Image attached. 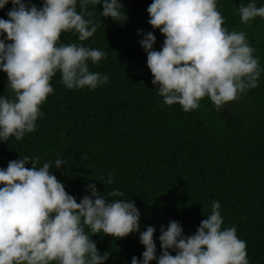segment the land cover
<instances>
[{
    "label": "trees",
    "instance_id": "16d2710c",
    "mask_svg": "<svg viewBox=\"0 0 264 264\" xmlns=\"http://www.w3.org/2000/svg\"><path fill=\"white\" fill-rule=\"evenodd\" d=\"M23 2L43 5V0ZM120 2L127 20L101 17L102 5H90L100 25L96 33L81 42L74 31L64 32L59 41L105 52L106 58L98 64L88 61V66L106 75L108 82L95 89H68L58 72L51 80L53 92L40 107L36 131L19 141L15 137L0 141V169L22 156L39 157L38 167L62 159L64 166L53 165L51 173L77 202L91 195L89 184H95L108 202H134L140 232L148 226L156 229L157 257L161 226L166 229L176 221L184 235L194 234L211 213L212 203L219 201L222 229L235 227L238 238L246 242L249 264H264V18L244 24L238 8L249 0H216L223 26L229 32H245L255 49L261 69L258 86L220 110L205 97L197 109L185 112L179 104H164L140 45L152 32L154 50L163 46L164 35L148 23L147 8L153 0ZM256 4L264 6V0ZM12 7L9 0L0 9V18L7 20ZM7 83V74L0 71V96L8 94ZM100 177L103 180H96ZM114 190L124 195L109 197ZM86 232L91 236L90 230ZM140 232L122 239L101 233L91 239L101 255L111 253L105 264H131L133 257L142 260L145 251Z\"/></svg>",
    "mask_w": 264,
    "mask_h": 264
},
{
    "label": "clouds",
    "instance_id": "9594fccd",
    "mask_svg": "<svg viewBox=\"0 0 264 264\" xmlns=\"http://www.w3.org/2000/svg\"><path fill=\"white\" fill-rule=\"evenodd\" d=\"M9 0H0L3 9ZM8 19L0 18V71L7 74V95L0 96V141L22 140L36 131L41 105L53 92L52 78L59 72L68 89H95L108 77L89 70L106 53L82 43L60 44L64 32H75L79 41L91 38L100 26L89 10L102 5L101 17L127 20L120 0H43L42 7L11 0ZM79 9V10H78ZM123 10V11H122ZM148 23L164 35L162 49L154 50L152 32L140 41L147 54L152 84L166 105L179 104L185 112L197 109L207 97L217 110L256 88L261 69L255 49L243 31L229 32L216 0H153ZM241 22L264 18V6L256 0L238 8ZM139 34V33H138ZM30 164L31 167H26ZM39 164V157L9 161L0 169V264H105L93 235L124 238L140 232V212L134 202L108 199L95 184L77 202L51 173L64 161ZM96 180H103L100 177ZM109 176L107 183L111 184ZM109 197H120L119 190ZM221 205L214 201L211 213L196 232L184 235L182 226L170 221L160 228L161 254L157 257L154 233L148 226L140 232L145 251L131 264H249L246 242L235 227L222 229ZM90 230L91 236L86 232ZM169 250L175 251V255Z\"/></svg>",
    "mask_w": 264,
    "mask_h": 264
}]
</instances>
